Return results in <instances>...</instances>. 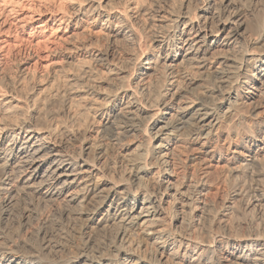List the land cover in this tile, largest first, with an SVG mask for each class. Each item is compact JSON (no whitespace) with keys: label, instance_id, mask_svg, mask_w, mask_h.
<instances>
[{"label":"bare ground","instance_id":"obj_1","mask_svg":"<svg viewBox=\"0 0 264 264\" xmlns=\"http://www.w3.org/2000/svg\"><path fill=\"white\" fill-rule=\"evenodd\" d=\"M70 1L106 46L0 74V264H264V0Z\"/></svg>","mask_w":264,"mask_h":264},{"label":"rangeland","instance_id":"obj_2","mask_svg":"<svg viewBox=\"0 0 264 264\" xmlns=\"http://www.w3.org/2000/svg\"><path fill=\"white\" fill-rule=\"evenodd\" d=\"M72 6L70 0H0V74L11 77L17 76L19 65L22 62H27V65H30L29 71H35L36 69L37 72H44L50 58L47 54L59 48H66L71 40L97 39L100 45L106 46L107 35L105 32L90 28L86 22L81 25L73 23L60 24V21L53 17L54 15L59 17L60 13L71 10ZM51 64H49V68L52 67ZM260 102L261 98H257L254 104ZM254 104L249 103V106ZM73 145L76 146L77 142ZM213 163L214 165L212 164L210 170L215 173L217 178L219 177L217 180L225 183L227 177H229L228 165L223 168L219 167L216 161H213ZM59 210V207L51 208L49 206L47 208L46 206L44 208L43 206L33 208L34 213L28 221L27 233L30 237H33L31 239L35 245L41 243L42 238L37 236L36 232L39 229H44L48 232V235L51 232L53 235L50 234V236H55L52 239L56 241H59V238H63V240L70 239L69 242L74 245L82 242L84 238L81 236L79 228L73 232L70 225L60 218ZM13 211L14 215L17 216L19 214L18 206H15ZM49 228H52V230ZM53 228L56 230H53ZM55 231L56 234H54ZM60 232L62 236L59 234ZM113 234L114 227H106L105 230L100 232V237L101 239L109 238ZM39 238L41 239L39 240Z\"/></svg>","mask_w":264,"mask_h":264}]
</instances>
